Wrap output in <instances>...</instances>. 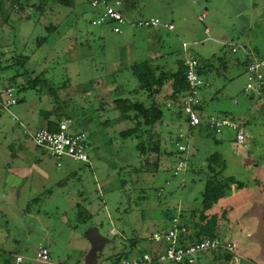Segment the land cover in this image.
<instances>
[{
    "label": "rangeland",
    "instance_id": "374dc122",
    "mask_svg": "<svg viewBox=\"0 0 264 264\" xmlns=\"http://www.w3.org/2000/svg\"><path fill=\"white\" fill-rule=\"evenodd\" d=\"M23 1L28 6L20 14L5 0L0 8V85L9 86L14 75L18 100L0 108V245L6 250L0 264L14 254L23 257L21 264H44L35 259L41 247L49 251L46 264H111L114 255L129 252L133 239L149 251L154 245L148 236L168 226L166 213H199L202 170L213 153L223 158L221 176L244 186L241 213L231 217L237 223L227 236L236 247L200 255L195 264H228L223 262L227 255L258 241L264 245V92L245 93L242 64L247 58L264 61V0H120L134 9L130 18L155 17L174 26L153 32L122 26L121 33L91 23L90 0H73L72 7L57 0ZM42 38L46 41L38 44ZM183 42L197 59H223L214 62L219 74L203 77L205 113L236 121L247 116L250 137L238 144L228 128L220 134L188 129L184 115L178 117L179 110L168 102L155 126L159 153L149 155L143 166L138 139L125 137L132 123L112 103L118 93L149 103L145 94L129 92L138 83L127 68L151 58L154 66L174 70ZM20 55L28 58L23 66L16 64ZM41 73L46 84L30 88L27 83ZM50 87H55L52 95ZM46 114L51 120L67 117L73 130L85 133L88 162L56 161L34 145L30 135L46 125ZM180 132L184 138L177 139ZM177 144L186 151L180 153ZM180 161L184 167L174 175ZM140 166L142 173L136 172ZM26 211L35 220L23 219ZM82 211L90 217L84 220Z\"/></svg>",
    "mask_w": 264,
    "mask_h": 264
},
{
    "label": "built area",
    "instance_id": "2783aa9c",
    "mask_svg": "<svg viewBox=\"0 0 264 264\" xmlns=\"http://www.w3.org/2000/svg\"><path fill=\"white\" fill-rule=\"evenodd\" d=\"M90 6L94 9L95 16L91 23L93 25H110L114 33H121L122 26L131 28H142L146 30H158L161 27L168 31H173L172 24L162 25L160 20L155 17L137 18L128 17L123 11L120 0H90ZM199 20H202L200 17ZM208 34V29H204ZM236 49L233 48V52ZM182 63L185 68L184 76L188 86V91L184 98L182 114L188 129L204 127L214 134H220L223 129H231L235 132V141L243 144L245 132L243 128L231 119L223 116L207 114L199 110L201 105V93L208 86L205 79L199 75V60L188 54V44L182 43ZM247 84L245 93L254 92L258 96L264 92V61L251 60L245 70ZM17 104L12 86L0 85V107L7 110L8 107ZM71 119L64 118L58 123L56 132H50L46 127L38 128L31 133L30 138L35 146L43 149L56 161L64 157L72 158L80 162H88L87 155L88 143L87 136L81 131L73 130ZM183 133H179L177 139H182ZM178 151L184 153L186 147L178 145ZM59 166V163H57ZM184 163L178 162L174 175L182 170ZM187 228L181 223L177 215L169 221L166 229L152 232L148 236L154 247L149 251L139 247L129 257L120 256L111 264H195L198 257L208 252L224 249L232 251L233 245L223 241L221 238H204L192 244H184V237ZM35 259L40 263H48L49 252L46 248H39L35 254ZM23 257L16 255L14 264H20Z\"/></svg>",
    "mask_w": 264,
    "mask_h": 264
},
{
    "label": "trees",
    "instance_id": "16d2710c",
    "mask_svg": "<svg viewBox=\"0 0 264 264\" xmlns=\"http://www.w3.org/2000/svg\"><path fill=\"white\" fill-rule=\"evenodd\" d=\"M2 1L0 0V8L2 7ZM7 3L11 4V12L15 11L17 14L22 13L28 4L23 0H5ZM112 1V0H108ZM62 5L72 7L74 4L73 0H57ZM122 2V1H121ZM125 4L127 3L124 2ZM123 5V11L127 15L128 13L133 14L134 9H130L128 5ZM22 18V17H21ZM24 19V17H23ZM53 29V27H50ZM46 38L38 40V44L45 42ZM26 56H17L16 64L23 66L24 62H27ZM154 59H147L142 61H134L127 69L130 71L131 75L136 79L138 83V88L129 91L134 94L143 93L149 103L144 104L143 102L132 100L130 98L120 97L122 93H118L117 98L113 101V108L119 113L120 116L124 117L126 120L132 123V127L125 131L126 138H136L138 143L136 145V151L138 153V158L140 159V164L146 165L147 158L151 154L159 153L158 143L155 141V126L160 124L163 120L162 105L166 106L168 102L172 104V108L178 109V117H181L182 106L184 98L188 91V86L185 80L184 72L185 68L183 66L182 60H177L175 62L174 70H166L165 66L153 65L152 61ZM199 60L198 73L202 77H205L208 73L214 72L219 74L214 66V62H223L221 57L215 60ZM24 61V62H23ZM251 61L247 58L242 64L244 69L248 63ZM225 66H223L224 68ZM16 76V75H15ZM14 75L9 78V86H12L11 82H14ZM30 88H35L38 85L46 84L45 79H43V73L36 76L28 83ZM55 87L48 88L49 93L52 95ZM264 91V87H263ZM164 92V95H163ZM18 102V100H17ZM1 108V107H0ZM199 110L205 112L204 103L201 101ZM228 119L233 120L227 114H224ZM67 118V117H65ZM63 118L59 120L49 119V114H46V128L50 132H56L58 129V123ZM69 119V118H68ZM185 120V118H184ZM202 127V126H201ZM49 155V154H48ZM206 165L202 170L205 175V184L202 192V208L197 221H191L189 223H184L183 225L187 228V234L184 237V244H192L200 241L204 238H220L219 233L216 230V222L218 220L217 216H206L205 211H208L213 204L217 203L222 196L223 183L220 181V176L224 170V165L220 161L217 153L210 154L206 159ZM140 166L136 172H143ZM204 171V172H203ZM85 216L84 220L90 217L86 212L82 211ZM168 218L172 219L168 213H166ZM138 247V241L133 239L130 241V250L125 253L124 256L116 254L113 256L112 262L116 261L118 257H129ZM218 251V250H217ZM216 252V251H213ZM232 259L231 255L225 257L226 261ZM111 262V263H112ZM5 264H11L10 261H6Z\"/></svg>",
    "mask_w": 264,
    "mask_h": 264
},
{
    "label": "crops",
    "instance_id": "0c3cea01",
    "mask_svg": "<svg viewBox=\"0 0 264 264\" xmlns=\"http://www.w3.org/2000/svg\"><path fill=\"white\" fill-rule=\"evenodd\" d=\"M148 31L149 32H151V31L153 32V31H157V30H148ZM154 38H155L154 39L155 41L158 40V36H155ZM157 55H160V54L158 53ZM246 55L248 57L249 53L246 54ZM231 118L233 119L234 122H236L237 124H239L243 128V130L245 132V138L247 139L248 137H250L249 136V132L246 131L247 130L246 127L248 125L247 124L248 123L247 116L244 117V118L239 117L238 118L239 121H236V119L234 117H231ZM45 126L46 125H44L43 127H45ZM43 127H41V128H43ZM219 158H220V161L223 163V158L221 156ZM205 163H206V161H205ZM219 178H220V181L224 185L223 186L224 188L222 190V196H221V198L219 199V201L217 203L212 205V207L208 210L209 212L205 211V215L208 216V217H210V216H217L218 217V220L216 222V230L219 233L220 237L223 235L222 236L223 237V241L231 243L233 245V249H234L236 247V245L234 244L233 240H231L230 237H227V236H229L230 234L232 235L231 229H232L233 225L237 223V218L235 219L236 222H234L231 219V217L234 216V215H235V217H237V214L241 213V211H239L240 210V206H241V201H242V199H241L242 198V194L240 192H242V189L244 188V186H243L241 181L235 179L232 176H227L225 178L220 176ZM257 182H258L257 180H252V183L254 185L257 184ZM204 184H205V182H204ZM234 189H236V191H232ZM215 206H216V210H214ZM202 210H203V208H202V203H201V208L199 210V213L195 212V211H191V210H189V211H180V212H174L173 211L174 213L172 212V215H173L172 218L176 217L178 215L180 217V221H181L182 224L189 223L191 221H196L197 219L195 220V217L197 215L199 217V214H200V212ZM213 210H214V212H213ZM26 212H27V216L23 217V219L26 218V219H29V221H30V219L31 220H35L34 215L31 214L30 211L29 212L26 211ZM182 212H186L188 215H190V217H191L190 221L185 220V218H182V216H181V214H183ZM167 217L165 218V220L167 222V225H169V221L171 219L170 218L167 219ZM111 234L113 236H115L117 233H116V231H114L112 229L111 230ZM13 242H18V241L17 240H13ZM258 242L255 243V245L253 247L254 250L251 247V248H248L249 251L248 250H244V251L242 250L241 252L238 251L235 254H231L232 259L230 261H226L224 259L223 262L224 261L226 263L228 262V264H243V262H245L246 264H264V245H262L261 242H259V243ZM42 248H46V247H42ZM250 249H251V253H250ZM3 253H6V250L4 249L3 245H0V254H3ZM16 255H20V254H14L13 260L12 259L10 260L11 264H14V257ZM5 262H3V264H5Z\"/></svg>",
    "mask_w": 264,
    "mask_h": 264
},
{
    "label": "water",
    "instance_id": "95a60500",
    "mask_svg": "<svg viewBox=\"0 0 264 264\" xmlns=\"http://www.w3.org/2000/svg\"><path fill=\"white\" fill-rule=\"evenodd\" d=\"M119 258V257H118Z\"/></svg>",
    "mask_w": 264,
    "mask_h": 264
}]
</instances>
